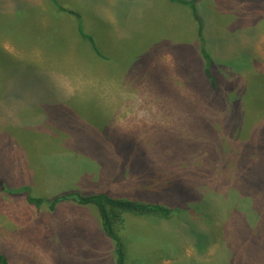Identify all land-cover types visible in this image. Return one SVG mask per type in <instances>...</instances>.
Masks as SVG:
<instances>
[{
	"label": "rangeland",
	"instance_id": "obj_1",
	"mask_svg": "<svg viewBox=\"0 0 264 264\" xmlns=\"http://www.w3.org/2000/svg\"><path fill=\"white\" fill-rule=\"evenodd\" d=\"M107 1L0 0V183L47 200L104 192L170 207L122 214L127 264H264V0H198L216 87L199 77L204 58L180 24L156 25L153 11L146 39L103 58L90 6ZM63 3L79 10L74 24ZM0 254L115 264L94 206L52 210L3 192Z\"/></svg>",
	"mask_w": 264,
	"mask_h": 264
},
{
	"label": "crops",
	"instance_id": "obj_2",
	"mask_svg": "<svg viewBox=\"0 0 264 264\" xmlns=\"http://www.w3.org/2000/svg\"><path fill=\"white\" fill-rule=\"evenodd\" d=\"M198 2L199 1L197 0L196 8L198 6ZM60 5L65 9L72 11L67 12L72 16H69L67 19L74 24V19L80 17L79 10L67 3H63ZM52 9V16L55 18L56 15L59 18V23L64 24L63 21L66 17L62 15L65 14H62V12L58 11L57 9ZM90 10L92 11L90 16L100 18V21L102 23L100 50L102 52L103 58L104 55L106 57L112 55V52L134 50L136 42H140L146 39L144 27L142 26V17L144 16V11H153L159 15H157L156 17V25L169 28L172 26V24H180V29L183 31L184 37L189 41L188 46L190 47V49H192L193 54L198 59V63L202 64V60L198 55V52H200L201 56L203 57L201 52V42L198 37L197 23L192 14V10L186 4L174 2L171 0H110L107 2H101L100 6H90ZM75 14H78L79 16L77 17V15ZM122 41H125L126 43ZM65 47L64 49L69 48V46H67L66 48ZM59 49L60 48H54L53 50L58 51ZM164 54L159 55L160 59L162 57V59L166 58L168 60L173 56L172 54L168 57ZM103 67L104 63H102V69ZM194 69V66L189 67L188 73L191 74V70L194 71ZM198 75L204 82L206 81L210 86H212L209 78H207V76L205 75V63L204 66L200 67ZM132 79V77H124L125 81ZM119 81L120 80L117 77L116 80H113V84L116 87H119ZM116 127L122 132L125 131L124 124H121L119 121H116Z\"/></svg>",
	"mask_w": 264,
	"mask_h": 264
},
{
	"label": "trees",
	"instance_id": "obj_3",
	"mask_svg": "<svg viewBox=\"0 0 264 264\" xmlns=\"http://www.w3.org/2000/svg\"><path fill=\"white\" fill-rule=\"evenodd\" d=\"M174 2L182 3L188 5L193 13L195 20L198 23V37L201 42V52L205 58V75L209 78V81L213 87H216V77L212 72L213 61L206 51L204 46V39L202 37L203 24L202 19L196 8V0H171ZM77 17L79 16L78 14ZM80 34L88 39L93 45V38L84 33L80 27ZM177 185V182L173 181L171 186L168 187V190L174 191ZM176 191V190H175ZM0 192L8 193L11 195H24L27 202L40 207L41 205L47 204L50 209H54L57 203L73 199L79 204L83 205H92L94 206L99 215L101 222V227L103 228L104 233L113 241L114 244V255H115V264H127V245L126 237L123 231H125V220L123 219V213H142V214H155L159 216H169L172 209L166 205H163L157 201L148 202V201H135V199H123V198H113L107 195L104 192L94 193L90 195H81L79 193H70L65 195H59L54 197L51 200H47L43 197H35L30 195V193L25 188H19L16 190L7 188L3 183H0ZM195 247L198 249L201 247L207 246V238L203 233H196ZM0 264H7V259L4 255L0 254Z\"/></svg>",
	"mask_w": 264,
	"mask_h": 264
}]
</instances>
